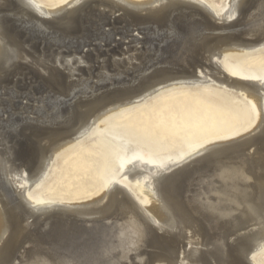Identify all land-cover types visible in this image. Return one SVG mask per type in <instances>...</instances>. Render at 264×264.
<instances>
[{
    "label": "bare ground",
    "instance_id": "obj_1",
    "mask_svg": "<svg viewBox=\"0 0 264 264\" xmlns=\"http://www.w3.org/2000/svg\"><path fill=\"white\" fill-rule=\"evenodd\" d=\"M135 28L144 32L141 50L117 43L111 56L101 51L116 30L128 38ZM93 42L94 53L84 54ZM257 48L264 0H223L221 8L200 0H0V264H257L264 76L242 79L229 60ZM206 84L252 128L164 163L134 159L79 202L31 197L58 153L110 113L174 85ZM135 150L126 145V157Z\"/></svg>",
    "mask_w": 264,
    "mask_h": 264
},
{
    "label": "rangeland",
    "instance_id": "obj_2",
    "mask_svg": "<svg viewBox=\"0 0 264 264\" xmlns=\"http://www.w3.org/2000/svg\"><path fill=\"white\" fill-rule=\"evenodd\" d=\"M69 1L71 0H35L38 5L55 7ZM200 1L217 8L223 7V0ZM116 16L120 17L121 14L113 15L112 22L118 19ZM120 26L124 24L115 23L112 28H121ZM110 29V26L106 27V30ZM136 29L128 37L130 39L123 38L116 30L114 41L110 46L101 43V51H108L107 56H111L119 43L124 45L121 46L122 51H127V46H135L141 50L142 42L145 41L144 32ZM131 38L139 41L132 46L129 44ZM93 43L84 47V54L90 53L89 51L94 53L97 44ZM239 53L229 59L236 76L242 79L264 76V48ZM104 58L96 60L97 64L94 63L93 67L97 69ZM115 58L121 60L128 58V55H116ZM25 64L34 69L30 63ZM82 66L87 67L84 64ZM95 81L98 83V79H92L94 85L97 84ZM215 88L213 84L174 85L140 104L122 107L110 113L91 135L73 142L58 153L46 177L31 190V197L34 200L59 203L79 202L103 192L134 159L164 163L170 159H178L197 147L222 141L251 129L254 121L248 120L230 98L216 99L219 93ZM17 102L28 104L26 98ZM31 105L33 108L36 106L34 102ZM4 112L1 118L8 120V112ZM26 116L36 118L32 113ZM126 145L136 146L135 156L126 157ZM255 262L264 264V249L255 255Z\"/></svg>",
    "mask_w": 264,
    "mask_h": 264
},
{
    "label": "snow or ice",
    "instance_id": "obj_3",
    "mask_svg": "<svg viewBox=\"0 0 264 264\" xmlns=\"http://www.w3.org/2000/svg\"><path fill=\"white\" fill-rule=\"evenodd\" d=\"M261 215L264 216V209H262V211H261Z\"/></svg>",
    "mask_w": 264,
    "mask_h": 264
}]
</instances>
